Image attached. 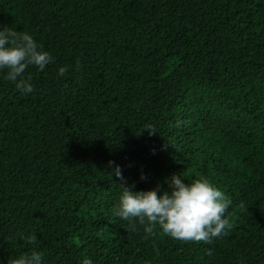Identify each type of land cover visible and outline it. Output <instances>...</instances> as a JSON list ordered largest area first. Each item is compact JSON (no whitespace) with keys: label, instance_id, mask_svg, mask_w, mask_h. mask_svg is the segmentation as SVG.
I'll return each mask as SVG.
<instances>
[{"label":"trees","instance_id":"trees-1","mask_svg":"<svg viewBox=\"0 0 264 264\" xmlns=\"http://www.w3.org/2000/svg\"><path fill=\"white\" fill-rule=\"evenodd\" d=\"M5 26L55 62L26 70L31 94L0 72V264L20 232L45 264H264V0H0ZM110 160L136 191L206 177L231 229L127 231Z\"/></svg>","mask_w":264,"mask_h":264},{"label":"clouds","instance_id":"clouds-1","mask_svg":"<svg viewBox=\"0 0 264 264\" xmlns=\"http://www.w3.org/2000/svg\"><path fill=\"white\" fill-rule=\"evenodd\" d=\"M54 62L53 55L32 33L7 26L0 28V72L6 70L3 78L20 94L34 92L32 77L26 73L30 66L42 72ZM67 70V66H60L57 75L63 77ZM108 167L110 174L120 181L111 212L115 218L127 222V231L142 232L146 240L163 235L175 240L208 243L232 227L226 215L232 200L206 177L189 182L181 174L174 173L163 182L167 189L158 183L149 190L136 191L134 184L124 181L120 165L110 160ZM140 179H146L143 173ZM240 206L243 207V203ZM15 236L29 246V251L9 255L7 264H45V254L38 247L34 233L20 232ZM79 264H93V260L83 257Z\"/></svg>","mask_w":264,"mask_h":264}]
</instances>
